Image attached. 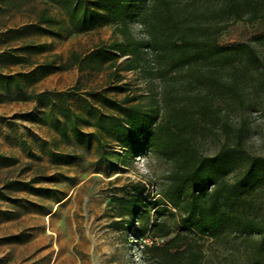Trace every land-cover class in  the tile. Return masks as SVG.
Segmentation results:
<instances>
[{
    "label": "rangeland",
    "instance_id": "obj_1",
    "mask_svg": "<svg viewBox=\"0 0 264 264\" xmlns=\"http://www.w3.org/2000/svg\"><path fill=\"white\" fill-rule=\"evenodd\" d=\"M164 1L189 8L187 14L192 16L186 22L208 27L219 42L259 23L231 22L216 34L222 18L201 12L205 0H146L141 12L168 15L170 8ZM83 14L86 20L94 18L92 26L82 22ZM134 23L139 19L130 25ZM120 42L119 25L108 18L100 0H0V77L12 78H0V264H89L91 255L106 252L117 241L128 252H142V244H151L148 235L142 240L146 219L129 229L112 197L123 198L136 185L127 172L138 157L155 156L163 171L150 187L144 185V196L148 201L160 199L172 163L148 154L127 157L122 164L119 158L127 151L112 133L76 119L82 116L94 122L86 112L87 103L103 114L123 118L101 107L92 93L148 112L154 95L163 123L171 117L197 118L206 127L197 135L203 156H213L227 136L234 145L240 135V162L224 182L231 186L260 182L248 200L245 195L240 200L250 202L245 207L247 216L264 225V154L257 155L246 143L251 135L264 137V43L254 45L261 61L248 74L243 76L239 64L232 71L240 75L237 80L228 72L208 74L201 69L199 80L205 85L201 86L199 81L189 84L196 64L170 71L158 56L159 47L156 53H145L139 68L128 71L123 67L130 55L121 57L111 51L116 56L113 61L91 56ZM18 56L23 60L18 61ZM32 93L50 96L40 102L24 99ZM59 93L63 97H56ZM198 94L206 95L209 104L202 117L194 99ZM74 128L83 134L81 138ZM250 164L257 175L252 180L247 177ZM152 218L151 212L149 224ZM201 244L208 252L206 264H264V237L259 234L233 233ZM143 258L146 261L144 254ZM116 260L112 256L105 264Z\"/></svg>",
    "mask_w": 264,
    "mask_h": 264
},
{
    "label": "trees",
    "instance_id": "obj_2",
    "mask_svg": "<svg viewBox=\"0 0 264 264\" xmlns=\"http://www.w3.org/2000/svg\"><path fill=\"white\" fill-rule=\"evenodd\" d=\"M145 1L100 0L108 18L119 25L122 42L93 52L91 56L97 54L113 61L112 57L115 60L116 56L111 55V51L121 57L130 55L131 59L126 60L123 67L128 71L139 68L145 53H156L159 47L161 53L158 56L168 64L170 71L196 64L198 68L189 84L199 81L201 86L205 85L199 80V70L208 74L228 72L233 80H237L240 75L236 71L232 72L236 64H239L245 76L260 63L254 45L264 43V0H205L201 12L214 13L222 18V23L215 30L216 34L225 31L231 22L259 21L255 28L244 29L224 42L213 37L208 27L187 23L186 19L192 16L187 14L186 10L191 11L189 8L172 7L164 1L170 8L169 14L156 17L141 12ZM83 15L82 22L92 26L94 18L86 20V15ZM136 18L151 36L147 44L138 42L130 30V23ZM1 55L4 56V52ZM17 59L23 60L19 56ZM51 67L58 69V66ZM0 78L12 80L10 76ZM49 96L46 93H32L24 96V99L40 102ZM56 97H63V94H56ZM91 97L101 107L121 113L123 118L103 114L87 103L86 112L94 122L82 116H76V119L112 133L127 151L125 156L119 158L122 164L127 163V157L135 159L148 154H157L172 163L169 182L160 199L148 201L144 196L146 190L143 184L133 185L123 198L112 197V201L121 207L120 217L127 218L123 225L129 229L138 220L146 219L141 226V234L142 240L146 235L151 239L150 245L142 244L148 264H206L205 255L208 252L201 244L203 240L216 241L233 233L242 236L259 234L264 237L263 223L247 216L245 208L250 205L247 200L260 182H235V186L224 182L240 162V135L234 145L230 144L227 136L213 156H203L198 152L197 135L206 127H201L200 121L191 115L171 117L166 123L161 122L154 95L148 104L149 112L139 105L124 106L126 102H116L100 93H92ZM194 99L198 102L200 117L206 115L209 106L207 96L198 94ZM74 132L78 138L83 135L76 128ZM252 167L253 164H250L247 170V177L251 180L257 177L252 174ZM130 192L133 193L131 197ZM242 195L247 200H240ZM151 212L153 218L149 224ZM158 240L163 242L158 244Z\"/></svg>",
    "mask_w": 264,
    "mask_h": 264
},
{
    "label": "clouds",
    "instance_id": "obj_3",
    "mask_svg": "<svg viewBox=\"0 0 264 264\" xmlns=\"http://www.w3.org/2000/svg\"><path fill=\"white\" fill-rule=\"evenodd\" d=\"M133 35L138 40L150 41L151 36L145 31V26L140 23L130 25ZM142 83V82H141ZM159 84V81L156 82ZM255 115V114H254ZM255 131V124L252 125ZM248 147L255 151L257 155L264 154V137L260 135H251L247 140ZM162 168L159 164V159L155 156L138 157L132 167L127 172V178L130 182L143 184L150 187L152 182L160 178ZM112 256H116L115 264H146L141 251H126V246L117 241L106 252L90 256L89 264H105V261Z\"/></svg>",
    "mask_w": 264,
    "mask_h": 264
}]
</instances>
